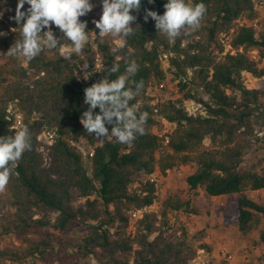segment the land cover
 Masks as SVG:
<instances>
[{
	"label": "trees",
	"instance_id": "16d2710c",
	"mask_svg": "<svg viewBox=\"0 0 264 264\" xmlns=\"http://www.w3.org/2000/svg\"><path fill=\"white\" fill-rule=\"evenodd\" d=\"M257 1L187 0L189 4L203 3L207 12L198 28L169 42L157 33L154 20H144L148 9L162 15L167 0L151 4L142 0L140 12L132 13L137 16L134 34L120 38L121 46L100 43L107 61L95 72L93 59L63 51L71 45L67 40H62L60 48L46 50L26 62L27 67L25 61L11 57L8 64H0V136L27 128L32 138V149L11 166L9 184L0 193V204L7 198L13 208L0 218V235L17 234L23 238V246L0 248V264H22L36 258L43 264H74L71 257L57 252V243L67 248L77 246L84 255L96 256L99 264H192L188 239L169 240L158 225V216L148 211L158 199L156 182L148 179L140 191L130 189L138 176H166L169 170L189 164L196 166L187 177L191 190L204 189L211 197H236L224 212V225L238 226L244 236L256 229L257 215H264V207L252 192L264 190V175L244 169L243 163L261 140L254 119L264 106V88H249L246 79L252 76L264 81V66L259 65L264 61V27L241 22L245 16H255ZM17 3L0 0V30L9 33L8 38L0 36V45L6 51L17 38L12 29L18 25L10 19ZM93 4L96 7L86 31L90 27L98 32L92 20L100 18L102 7L100 0H93ZM28 7L26 4L25 10ZM53 31L61 37L55 25ZM230 33L235 54L226 52L223 43V37ZM113 47L119 49L115 55ZM252 51L259 52V61L252 58ZM132 59L139 71L130 81L142 80L144 87L130 104L147 113V120L145 133L137 135L123 152L125 144L114 137L98 140L89 135L80 118L88 107L84 89L108 76L105 69L114 63L119 72L109 80L124 74ZM31 70L40 74L33 83L28 81ZM88 71L91 79L83 80ZM169 74L178 81L184 98L162 97L154 104L150 90L157 83H168ZM191 102L197 110H190L187 103ZM11 105L25 116L19 128L9 112ZM162 119L175 127L167 145L157 134ZM106 126L111 130V125ZM46 130L54 133L48 146L49 166L40 138ZM84 142L94 149L93 155L87 156L89 167L81 148ZM95 194L98 198L92 199ZM77 198L86 199V205L74 212L72 202ZM138 210L143 215L134 219L133 212ZM180 212L196 214L198 208L171 195L162 204L163 224L168 226L169 215ZM78 214L97 222L92 234L73 243L52 231L66 232ZM131 220L137 221L135 229Z\"/></svg>",
	"mask_w": 264,
	"mask_h": 264
},
{
	"label": "clouds",
	"instance_id": "9594fccd",
	"mask_svg": "<svg viewBox=\"0 0 264 264\" xmlns=\"http://www.w3.org/2000/svg\"><path fill=\"white\" fill-rule=\"evenodd\" d=\"M148 2L151 4L155 0ZM26 4L29 7L25 10ZM100 5V18L93 20L100 42L106 37L126 39L134 34L133 23L137 16L132 13L140 12L142 0H100ZM95 7L91 0H18L15 15L10 17L18 25L12 29L17 38L6 56L30 62L46 50L60 48L62 40L71 44L75 54H81L89 42L87 22L81 17ZM164 9L162 15L146 10L144 20H154L157 33L169 42L198 28L207 12L203 3L189 4L187 0H167ZM53 25L60 30L61 37L55 35ZM4 35L6 33L0 32V36ZM111 52L115 55L119 49L113 47ZM138 71L139 65L132 59L127 62L124 74L109 80L108 77L119 72V65L114 63L105 69L108 76L84 89V104L88 107L82 113L80 123L89 135L98 140L114 137L118 143L131 144L137 135L145 133L147 113L140 112L138 105L130 104L144 87L142 80L130 81ZM97 108L98 113L95 112ZM106 125H111V130ZM31 149L32 138L27 128L15 131L13 135L0 136V193L9 184L11 166Z\"/></svg>",
	"mask_w": 264,
	"mask_h": 264
},
{
	"label": "rangeland",
	"instance_id": "374dc122",
	"mask_svg": "<svg viewBox=\"0 0 264 264\" xmlns=\"http://www.w3.org/2000/svg\"><path fill=\"white\" fill-rule=\"evenodd\" d=\"M93 3V0H91ZM2 16V14H0ZM91 12L81 17L82 21L89 22L91 17ZM260 18L261 24L264 27V8H258L254 17H244L242 20L250 24L253 18ZM96 20V19H93ZM92 20V23H93ZM1 32V30H0ZM6 33L5 38H8L9 33L7 31H2ZM89 42H86L84 51L79 54L82 58H91L94 61V72L99 71L105 67L106 57L104 56L100 43H109L111 46H121L123 45L122 40L112 37H106L103 42L98 40V34L95 29L88 27ZM233 33H230L231 39ZM224 38V37H223ZM185 44L187 40L184 41ZM224 43V42H223ZM87 47L91 50L88 51ZM64 52H74L71 45H67L63 48ZM7 51L0 45V64H8L10 57L6 56ZM167 66L169 64V59L164 61ZM27 67V63L24 62ZM260 66H264V61L259 62ZM40 74L35 71H29L28 81L33 83L34 80L38 78ZM92 73L87 72L85 76L82 77L83 80L89 81L91 79ZM263 86L264 81H256L251 83L252 88ZM150 95L162 98H168L173 100H181L184 98L183 92L180 91L178 86V81L173 78V75L169 74V80L167 83V88L164 91H157L156 87L153 86L150 91ZM191 111L197 110L198 106L195 103H187ZM13 105L10 106L9 112L14 115L15 127L19 128L24 121V114L16 113L14 111ZM256 132L264 131V106L261 110L256 113L254 119ZM157 131L166 129V125H159ZM175 127L167 126L168 130H172ZM166 129V130H167ZM53 132L44 131L40 136L43 142V151L46 156V164L50 165V159L48 158V146L53 143ZM258 136V135H257ZM206 146L209 145V140L205 141ZM131 144H125L123 152H127ZM83 153L86 156L87 166L88 154L90 155L94 149L89 146L87 142H84L81 146ZM91 156V155H90ZM182 172H177V168L168 171L166 176L161 173H155L152 176H138L134 179L130 185L131 191H140L148 179H153L157 184L158 199L157 202L148 209L149 212L154 213L158 216V225L165 230V234L169 240H178L179 238L186 237L189 242L188 254L193 262L197 257V252L200 249H205L207 253L212 255V253H217V256L222 252L223 249L234 254L236 257L235 264H259L260 257L264 256V215H257L259 224L256 229L247 236L241 234L238 226H226L223 223V216L225 210L233 206L236 197H220L221 199H214L206 193L204 189H198V191H192L187 184V177L196 171V166L194 165H183ZM243 168L247 170H252L264 175V137L256 142L253 150L249 152L244 160ZM171 195L177 196L183 200L190 201L194 206L198 208L196 214L193 213H172L169 215L168 226L163 224L162 204ZM252 197L259 202L264 207V193L252 192ZM92 199L98 198L95 194L91 197ZM102 204V202H101ZM86 205V199H76L72 202V208L74 212H78L81 206ZM87 208V207H86ZM88 209V208H87ZM13 211L10 201L4 198L0 204V218L5 216L9 212ZM55 218V215H50ZM107 219V216L104 217ZM137 221L131 220V228L135 229ZM97 222H93L84 218L82 215L78 214L77 218L70 222L69 229L66 232L52 230L58 235H61L65 240H71V242L76 243L78 240L85 238L86 236L92 234L96 228ZM113 231L115 228L112 226ZM23 238L17 234L11 235H0V248H14L23 246ZM25 246V245H24ZM56 250L60 255H65L66 258L70 259L74 264H99L98 258L94 255L86 256L83 254L77 246H71L67 248L60 243L56 244ZM250 255V256H248ZM246 256V259L244 258ZM252 256V257H251ZM253 258V261H248L249 258ZM243 258V259H242ZM242 259V261L240 260ZM201 264H221L217 258L203 259L200 261ZM197 260L195 263H200ZM240 262V263H239ZM10 264V263H8ZM17 264V263H14ZM22 264H43L41 259H31L28 262Z\"/></svg>",
	"mask_w": 264,
	"mask_h": 264
},
{
	"label": "built area",
	"instance_id": "2783aa9c",
	"mask_svg": "<svg viewBox=\"0 0 264 264\" xmlns=\"http://www.w3.org/2000/svg\"><path fill=\"white\" fill-rule=\"evenodd\" d=\"M259 7L260 8H264V0H258L257 1V3H256V11H257V9ZM241 25H250V26H253L255 28H259L263 24H261L260 18H257L256 17L254 20L250 21V24L246 21V19H244L241 22ZM223 42H224V45L226 47V52H230L232 54H235L236 53V51L233 49V47L231 45L232 44V39H231V36L230 35H225L224 38H223ZM251 55H252V58L255 61H259L260 58H261L258 51H252ZM163 58L167 62V60H168V54H165L163 56ZM256 81H257L256 78H254L252 76H247L246 83H247V85H248L249 88H252L251 87V83H255ZM155 87H156V90L158 92L159 91H164L167 88V82H161L159 84L157 83V84H155ZM151 90H152V88H151ZM152 97H154V96L152 95ZM159 102H161L160 95L158 97L156 96V98L154 97V102L153 103L156 104V103H159ZM155 111L157 112L158 110H155ZM161 122L162 123H160V124H162L164 126L166 125V129H167V126L168 125H169V127H172V124H170L169 122H167L164 119H162ZM166 129L157 131L158 136L163 140V142H164L165 145L169 144V141H170L169 140L170 139L169 138V134L172 131V130H168V129L166 130ZM257 135H258L259 138L262 139L264 137V131L258 132ZM91 155H93V153H91ZM182 169H183V167H180V168H177L176 170H177V172L181 173L182 172ZM169 172H170V170H169ZM151 180H153V179H151ZM142 215H143V211H141V210H138V211H134L133 212V218L134 219H139L140 217H142ZM205 257L206 258L208 257L209 259H211L214 256L213 255H210L209 253H207L205 249L198 250L197 257L192 262V264H201L200 261H203V259ZM218 257H219L218 258V261L221 264H233L234 263L235 256L233 254H231L229 251L225 250V249L222 250V252L218 255ZM197 260H199L200 263H195ZM203 264H204V262H203Z\"/></svg>",
	"mask_w": 264,
	"mask_h": 264
},
{
	"label": "crops",
	"instance_id": "0c3cea01",
	"mask_svg": "<svg viewBox=\"0 0 264 264\" xmlns=\"http://www.w3.org/2000/svg\"><path fill=\"white\" fill-rule=\"evenodd\" d=\"M188 184V183H187ZM193 192L194 191H198V190H192ZM256 193H259V194H261V193H264V190H260V191H255ZM231 196H234V195H224V196H219V197H212V198H214V199H221L220 197H231ZM232 254V253H231ZM212 255L214 256V257H212V258H219L218 256H217V253H212ZM234 255V254H233ZM235 256V255H234ZM248 256H250V255H248ZM252 257V256H251ZM249 258L248 259V261H253L254 259L253 258ZM245 259H246V256L244 257ZM206 259H209L208 257L206 258ZM243 259V258H242ZM242 259H240L241 261H242ZM260 262H259V264H264V256H261L260 258ZM237 260H236V257L234 258V263L233 264H235V262H236ZM255 261V260H254ZM240 263V262H239Z\"/></svg>",
	"mask_w": 264,
	"mask_h": 264
}]
</instances>
